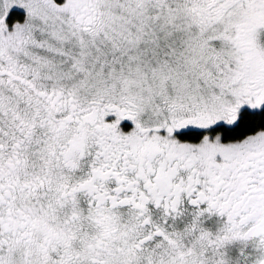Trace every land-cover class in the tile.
Segmentation results:
<instances>
[{"label": "snow or ice", "instance_id": "1", "mask_svg": "<svg viewBox=\"0 0 264 264\" xmlns=\"http://www.w3.org/2000/svg\"><path fill=\"white\" fill-rule=\"evenodd\" d=\"M0 264H264V0H0Z\"/></svg>", "mask_w": 264, "mask_h": 264}]
</instances>
